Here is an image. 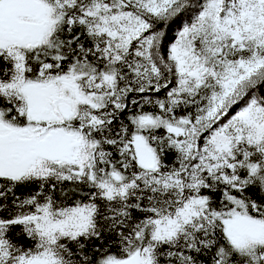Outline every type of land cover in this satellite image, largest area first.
I'll return each mask as SVG.
<instances>
[{"label": "snow or ice", "instance_id": "6c2138e0", "mask_svg": "<svg viewBox=\"0 0 264 264\" xmlns=\"http://www.w3.org/2000/svg\"><path fill=\"white\" fill-rule=\"evenodd\" d=\"M0 264H264V0H0Z\"/></svg>", "mask_w": 264, "mask_h": 264}]
</instances>
